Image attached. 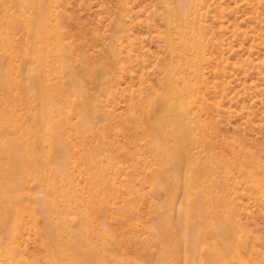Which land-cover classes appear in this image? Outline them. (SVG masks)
Returning a JSON list of instances; mask_svg holds the SVG:
<instances>
[{"label": "rangeland", "instance_id": "rangeland-1", "mask_svg": "<svg viewBox=\"0 0 264 264\" xmlns=\"http://www.w3.org/2000/svg\"><path fill=\"white\" fill-rule=\"evenodd\" d=\"M19 3L0 0V179L24 150L0 263L53 264L48 236L62 264H264V0Z\"/></svg>", "mask_w": 264, "mask_h": 264}, {"label": "bare ground", "instance_id": "bare-ground-1", "mask_svg": "<svg viewBox=\"0 0 264 264\" xmlns=\"http://www.w3.org/2000/svg\"><path fill=\"white\" fill-rule=\"evenodd\" d=\"M17 1L20 2L19 4L23 8V7H26L25 3L28 0H17ZM187 1H189V0H187ZM30 2H31V0H30ZM33 5H35V4H33ZM186 5L185 4L183 6L178 5L176 9L180 13H182V12L184 13ZM181 18H182V16H179V20L177 21L178 23H176L177 25H175L176 29H178L179 31H181L183 28ZM39 25L41 26V23ZM39 25H38V27H39ZM39 28H41V27H39ZM25 88H26L27 95L31 91L35 90L32 85H28V84L25 86ZM38 94L40 96V102L38 105L42 109V111L44 112L45 117H46L49 114L48 108L46 107L47 103L45 101L47 93H46V91L39 90ZM10 121H8L7 119H4V118H0V134L5 133L4 125L6 124L8 126L10 124ZM171 122H172V125H175V128L171 134H174L175 136L181 137L183 132H184V129H183L184 128L183 127L184 121H182L179 117H175V116L171 117L170 115L165 114V113H163V114L160 113V114L154 116V123H156L161 129L165 128V126H167V124H169ZM31 129H32V132L34 133L33 135L36 138V140H34V142L38 143L39 145L43 144V142H45L44 138L47 134L45 136L42 134V132H43L42 124H33ZM47 133H48V131H47ZM163 133H164L163 136L166 137V132H163ZM48 135H53V132L51 133V131H49ZM17 144L18 143L16 142V148H14L12 150V153H10L11 157H10V155L7 156V157H10L9 160L6 162L7 169H9V171H11L10 175L8 174V176H6V178L0 179V230H3L2 233L0 231V246H1V243L5 239L6 240L8 239L6 237V235L7 234L9 235V233L12 234L11 231L13 229H15V227H17L20 224V219H21L20 217H22L21 210L19 209V207L13 205L14 201H12V200H14V199H12V197L13 198L15 197L12 195L17 194V193H22V189H20V187H18L19 186L18 175L20 173H22V170H24L23 164H22V161H24L23 160L24 159L23 158L24 150L20 149L17 146ZM41 146H39V147H41ZM182 152H183V155H186V156L188 155L187 149L182 151ZM97 159H99V158H97ZM97 159L95 161H97ZM193 164H194L193 160H191V159L188 160V166L189 167H191ZM36 203H38V201H36ZM4 231L6 234H4ZM174 232L177 235L176 237H178L180 239V241L182 239H184V240L187 239V231L184 233L181 231V229H175ZM190 234H191V232H190ZM44 235H46V234L44 233ZM13 237H14V235H13ZM176 240H178V239H176ZM45 242L48 245L49 254L51 255L50 258L53 259V260L51 259L53 261V264H62L61 259H63L64 255H66V249L63 246L60 247V245H57L58 247H57V249H55V247H53V244H52L53 243L52 239H50V237L48 238V236H45ZM177 242H179V240ZM189 242H190V240H189ZM5 244H7V242ZM6 247H8V246L6 245ZM49 254H48V257H49ZM70 257H71V260H74L76 263L80 264L79 258H77L74 255H71ZM3 263H5V262H3Z\"/></svg>", "mask_w": 264, "mask_h": 264}]
</instances>
